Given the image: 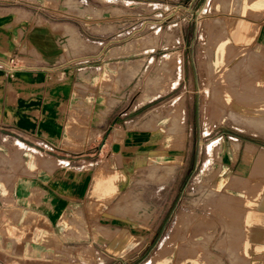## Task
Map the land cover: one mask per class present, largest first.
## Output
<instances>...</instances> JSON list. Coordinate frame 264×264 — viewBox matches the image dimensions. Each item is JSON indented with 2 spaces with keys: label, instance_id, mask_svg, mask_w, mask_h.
Here are the masks:
<instances>
[{
  "label": "rangeland",
  "instance_id": "374dc122",
  "mask_svg": "<svg viewBox=\"0 0 264 264\" xmlns=\"http://www.w3.org/2000/svg\"><path fill=\"white\" fill-rule=\"evenodd\" d=\"M255 1L0 0V13L15 10L26 20L33 12L35 23H48L40 16L53 21L68 49L80 46L81 57L99 50L111 55L117 66L105 77L115 79L122 106L134 110L128 126L166 136L178 156L184 209L161 244L132 264L158 253V264H212L207 257L264 264V243L251 247L253 238L264 236V160L258 154L264 136L228 122L252 127L255 119L264 121V0ZM161 161L134 176V219L146 205L147 182L175 171L174 162Z\"/></svg>",
  "mask_w": 264,
  "mask_h": 264
},
{
  "label": "crops",
  "instance_id": "0c3cea01",
  "mask_svg": "<svg viewBox=\"0 0 264 264\" xmlns=\"http://www.w3.org/2000/svg\"><path fill=\"white\" fill-rule=\"evenodd\" d=\"M34 15L0 13V264H132L184 209L180 161L166 136L128 126L134 110L105 77L117 61L102 50L81 57ZM157 160L175 171L147 182L134 219V176Z\"/></svg>",
  "mask_w": 264,
  "mask_h": 264
},
{
  "label": "bare ground",
  "instance_id": "6f19581e",
  "mask_svg": "<svg viewBox=\"0 0 264 264\" xmlns=\"http://www.w3.org/2000/svg\"><path fill=\"white\" fill-rule=\"evenodd\" d=\"M216 21V20H215ZM214 22V21H213ZM218 25V24H217ZM221 25V24H220ZM208 29H210V28H208ZM209 33V32H208ZM205 35V34H204ZM205 39L203 38V41H204ZM205 42V41H204ZM230 48V47H229ZM212 54H213V52H212ZM211 59V58H210ZM214 59V58H213ZM256 62V61H255ZM229 65V64H228ZM229 77V76H228ZM235 77V76H234ZM227 79V78H226ZM238 104V103H237ZM183 106V105H182ZM233 107V106H232ZM234 110V109H233ZM181 113V112H180ZM179 113V114H180ZM182 115H183V112H182ZM181 115V116H182ZM232 116V115H231ZM233 117V116H232ZM181 118V117H180ZM231 118V117H230ZM179 119V118H178ZM254 119V118H253ZM228 120V119H227ZM228 122L231 124V125H233V126H238L239 128H242V129H244V130H246V131H248V132H252V133H254V134H258V135H262V136H264V121L262 120V119H260V118H257V119H255L254 120V124H253V126L252 127H247V126H245V125H241V124H237L235 121H232V118H231V120L229 119L228 120ZM180 123V122H179ZM209 128H210V126H209ZM218 146V143L217 142H214L213 144H212V146H211V148H210V150H209V153H210V155H215V152L214 151H216L217 149H216V147ZM258 154L260 155V158H261V161H263L264 160V148H261V150L260 151H258ZM222 195V194H221ZM222 197V196H221ZM220 197V198H221ZM260 198H261V196H260ZM260 200H262V204H261V208H262V210H264V195H263V197H262V199H260ZM260 202V201H259ZM258 202V203H259ZM213 205V204H212ZM256 205H258V204H256ZM260 205V204H259ZM215 206V205H214ZM263 212V211H262ZM194 213V212H193ZM185 216V215H184ZM187 219V218H186ZM178 224H179V222H178ZM180 224H181V221H180ZM179 224V225H180ZM182 225V224H181ZM200 225V224H199ZM183 226V225H182ZM181 226V227H182ZM180 227V228H181ZM175 231V230H174ZM179 232V231H178ZM173 233H175V232H173ZM172 233V234H173ZM175 235V234H174ZM171 236V235H170ZM175 238H176V236H175ZM248 238V237H247ZM168 239H171V238H169L168 237ZM171 241V240H170ZM169 242V241H168ZM167 242V243H168ZM173 242V241H172ZM169 245V244H168ZM170 245H172L171 243H170ZM169 245V246H170ZM168 247V246H167ZM166 249V248H165ZM163 254H164V252H163ZM159 255H160V253H158V254H156V255H154L146 264H158L159 262H160V259L158 258L159 257Z\"/></svg>",
  "mask_w": 264,
  "mask_h": 264
}]
</instances>
